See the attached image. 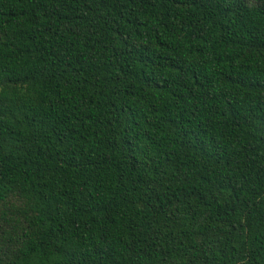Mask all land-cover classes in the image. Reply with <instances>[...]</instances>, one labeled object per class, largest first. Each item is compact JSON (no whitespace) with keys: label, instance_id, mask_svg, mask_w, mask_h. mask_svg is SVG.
Listing matches in <instances>:
<instances>
[{"label":"trees","instance_id":"trees-1","mask_svg":"<svg viewBox=\"0 0 264 264\" xmlns=\"http://www.w3.org/2000/svg\"><path fill=\"white\" fill-rule=\"evenodd\" d=\"M0 264H264V0H0Z\"/></svg>","mask_w":264,"mask_h":264}]
</instances>
